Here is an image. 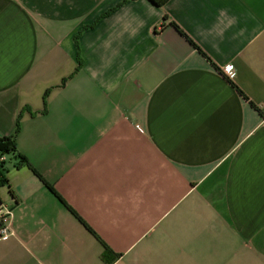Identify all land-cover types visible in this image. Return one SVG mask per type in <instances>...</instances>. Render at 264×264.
Segmentation results:
<instances>
[{"label": "crops", "instance_id": "crops-1", "mask_svg": "<svg viewBox=\"0 0 264 264\" xmlns=\"http://www.w3.org/2000/svg\"><path fill=\"white\" fill-rule=\"evenodd\" d=\"M3 137L0 264H264V0H0Z\"/></svg>", "mask_w": 264, "mask_h": 264}, {"label": "trees", "instance_id": "trees-1", "mask_svg": "<svg viewBox=\"0 0 264 264\" xmlns=\"http://www.w3.org/2000/svg\"><path fill=\"white\" fill-rule=\"evenodd\" d=\"M127 1V0H126ZM154 5L158 6V7H162L165 4H167L170 0H150ZM113 10H110L109 12L105 13L103 16H107L108 14H110ZM182 34H184L188 40L197 48L199 49L201 52L202 50L183 32H181ZM76 45L78 50L80 51V46H79V37L76 38ZM203 53V52H202ZM81 60V59H80ZM239 92L244 95L242 93V91L239 90ZM45 104H46V100H47V95L45 96ZM21 129V116L19 118L18 124H17V133L20 131ZM18 152V147H17V142H16V138L15 137H3L0 138V187L6 186L8 185V179L5 175V162L1 161V157L8 155V154H12V153H16ZM19 158L24 162V163H28V161L21 155L19 154ZM29 164V163H28ZM51 188V187H50ZM52 191H54L51 188ZM55 192V191H54ZM56 193V192H55ZM57 195V194H56ZM58 198L61 200V202L68 208H70L68 206V204L59 196L57 195ZM78 219L83 223L84 221L78 217ZM86 225V224H85ZM88 229H90L88 227ZM110 254V250L108 247H105V251L103 253V259L107 260L108 256Z\"/></svg>", "mask_w": 264, "mask_h": 264}, {"label": "built area", "instance_id": "built-area-1", "mask_svg": "<svg viewBox=\"0 0 264 264\" xmlns=\"http://www.w3.org/2000/svg\"><path fill=\"white\" fill-rule=\"evenodd\" d=\"M226 73L230 77H234L236 69L230 65L226 67ZM1 161H4L1 158ZM13 211L8 206L0 202V239L4 240L14 235L12 227Z\"/></svg>", "mask_w": 264, "mask_h": 264}, {"label": "rangeland", "instance_id": "rangeland-1", "mask_svg": "<svg viewBox=\"0 0 264 264\" xmlns=\"http://www.w3.org/2000/svg\"><path fill=\"white\" fill-rule=\"evenodd\" d=\"M8 159H10V157H8ZM10 161V160H9ZM9 161H8V163H9ZM4 187V186H3ZM2 187H0V189H1ZM2 191V190H1Z\"/></svg>", "mask_w": 264, "mask_h": 264}]
</instances>
